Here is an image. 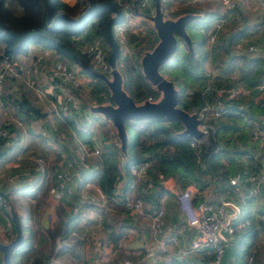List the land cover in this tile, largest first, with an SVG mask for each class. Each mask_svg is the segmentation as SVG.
I'll return each instance as SVG.
<instances>
[{
    "label": "crops",
    "instance_id": "1",
    "mask_svg": "<svg viewBox=\"0 0 264 264\" xmlns=\"http://www.w3.org/2000/svg\"><path fill=\"white\" fill-rule=\"evenodd\" d=\"M62 1L71 6L79 2V8L84 6L82 0ZM191 1L196 2V0ZM7 2L15 13H21V8L14 0H7ZM208 4L210 7L206 6V9L200 13L197 11L200 17L194 19L197 20V24L191 28L199 31L202 29L200 21H203V25L208 27L207 39L212 32V23L215 21L207 22L209 14L219 13L225 19L222 28L216 32L215 41L209 46L206 43L203 44V48L207 51L203 66L206 71L211 72L212 79L217 84L235 85L242 89L236 101L226 103V110L221 119L231 123V114L240 113L236 105L244 104L245 112L241 113L242 116L235 122V126L239 128L235 134L245 135L247 140L244 142L247 144L235 140L238 147L232 150L226 148L221 159L228 167L236 169L238 165L243 169L250 165V149L258 146L257 139H250L253 127L256 125L264 134V63L261 60L264 55V42L260 27L262 8L256 0H243L226 12L223 11L220 0L215 6ZM142 8L132 10L131 18L123 19L124 21L116 22L111 26L116 38L123 31L121 35L129 46L128 49L130 46H141L143 42L146 44L140 53L133 49L128 52L120 49V57L116 60L118 61L116 66L122 78V88L137 103L146 100L149 96L153 101L160 96L156 87L149 83L140 72L143 52L150 50L158 41L157 33L148 18L149 8L152 7L151 5L144 7L148 12H144ZM192 38L199 41L194 36ZM237 40L253 43L256 50L254 52L237 50L234 47V42ZM42 49L45 47L41 44L32 43L26 52L18 54L16 58L22 66L28 67L35 62V54ZM49 55L48 61L51 62L55 53L50 52ZM75 67L78 68V74L82 79V85L74 91L80 104L77 113H73L58 91H54L55 100L61 102L66 112L62 117L54 116L46 103L35 99L31 91L21 86L14 94V99L26 98L33 109L45 112L44 116H38L36 113L35 116L24 115L14 99L11 104H0L1 112L7 116L4 119L0 116V123L5 120L12 121L21 133L19 141L0 158V180L2 178L4 182L3 186L0 181V194L3 196L5 193L8 196L6 207H3L0 201V241L7 242L15 234L10 207H13L19 217L24 237L22 245L11 254V264H33L34 260H39L42 264H92L95 256L92 251V241L95 238L106 245L108 257L104 264H122L126 259L133 264L145 262L142 260V244L146 241L155 244L159 238L171 240L165 243V250L159 253L158 264H172L175 260L185 261L188 264H201L205 255L184 252L188 248L194 230L186 222V213L182 212L177 205V196L183 189L168 172L154 171L152 174L164 189L158 206L164 207V222L171 227L170 231H165L157 237H154L150 229L148 218V213L156 208L152 209L149 201L142 198L141 212L132 211L121 204L120 196H141L138 186L129 189L128 183L127 187H124L126 174L123 170L120 178V186H123V189L119 190L114 197L99 198L96 192L99 187L96 182L100 171L99 156H89L90 166L82 168L78 162L80 152L74 132H77L79 125L87 126V132L77 133V136L80 139L84 138L91 147H98L101 151L105 145L119 147V140L111 119L90 109L92 105L99 104L96 103L91 92L92 75L83 70L80 64L75 63ZM250 76H253L256 82L247 85ZM8 84L7 80L5 86ZM259 84H263V88L258 89L256 86ZM248 90H250L249 93H247ZM66 117L72 122H67ZM249 118L253 121L252 127L248 124ZM17 120L22 122L21 126L16 123ZM153 124L155 122L151 119L125 122L127 143L125 152H122L124 158H129L134 163L151 159V146L142 147L138 144L140 141L138 130ZM182 128L181 124L180 130ZM225 135L228 136V133ZM234 136L231 137L234 138ZM243 148L245 151H241ZM27 151L44 159L42 167H35L32 161L23 158L22 153ZM19 154L23 156L20 159L17 158ZM59 170L72 172L70 192L54 194L49 191L50 186L56 182L55 173ZM129 179H132V174ZM218 186L219 183L213 178L208 179L203 187L195 184H189L186 187L190 189L194 200L209 199L214 202L220 201L229 192L237 196L247 191L246 188L238 189V191L230 190L229 186L225 193H218ZM74 207H78L80 212L74 211ZM243 207L245 215L248 211L252 215L263 211L259 199L247 198ZM63 214L68 216V220H66L67 216L65 219L61 217ZM63 228L67 229L66 236L59 238ZM50 231L55 232L54 236L50 234ZM250 248L256 251L255 260L251 264H264V237L259 235L250 244L246 229L238 241L226 249L225 264H230L232 260L245 264L244 254ZM46 255H49L48 259L44 258ZM1 260L2 252L0 251V263Z\"/></svg>",
    "mask_w": 264,
    "mask_h": 264
},
{
    "label": "trees",
    "instance_id": "2",
    "mask_svg": "<svg viewBox=\"0 0 264 264\" xmlns=\"http://www.w3.org/2000/svg\"><path fill=\"white\" fill-rule=\"evenodd\" d=\"M14 1L21 8L20 14L13 11L7 0H0V55H8L14 58L18 54L26 52L30 44L39 43L45 48L53 49L71 64L77 63L81 65V63H85L92 67L90 55L84 51V48L97 36L101 37L103 42L106 43L105 23L112 14L109 8L105 7L92 12L78 25L71 24L66 19L60 17L54 26L50 27L46 22L45 0ZM102 1H110L120 8L115 0H94L95 3ZM126 1L130 4L132 10L141 7L140 0ZM82 3L84 6L79 8V2L71 6L62 0H50L52 15L65 12L70 16H77L88 4L87 0H82ZM161 7L163 10L164 0H161ZM197 11L196 9H192V11L175 12V16L184 12L195 13ZM144 12H148V10L144 9ZM220 17L219 13H210L207 22L217 20ZM188 24H190V27L196 26L197 20H192ZM191 40L192 51L187 48L181 39H178L176 51L160 68V71L179 90L178 106L189 112H194L200 109L205 102L211 100L212 95L206 90L207 75L203 66V62L207 56V51L203 48L205 39H199L198 41L191 38ZM261 60L264 63V59L262 58ZM83 70L85 69L83 68ZM92 78L91 92L96 103L111 100L104 81L93 75ZM212 81L214 84H217L213 79ZM254 82L256 80L253 76H250L247 85ZM14 94L16 93L10 94L7 98L13 101ZM14 102L17 103L18 108L24 115L35 116L34 109L26 98L14 99ZM225 110L226 108L223 113ZM239 111L240 113L231 114V123H226L225 120L221 119L223 113L220 117L210 119L208 122L211 124L212 130L209 132V144L202 146L199 151L190 146V136L182 137L178 135L181 123L176 119L152 118L151 121L155 122V124L138 130V134L140 135L138 144L142 147L149 145L152 148L151 159H146L150 163L146 170V176L148 175L147 180L151 182V186L146 187L143 191L142 188L146 186V181H139L138 183L142 198L150 202L152 209L158 207L159 198L164 192L161 184L152 176L154 171L168 172L174 177L181 189H184L189 184L203 187L206 185L208 179L214 178L219 183L218 193H225L230 186L229 179L235 175L241 176L248 169L250 165L243 169L238 165L236 169L231 166L228 167L221 159L226 148L232 150L234 147H238L235 140L247 144L244 142V140H247L245 135L241 133L235 134L239 130L235 126V122L242 116L241 113L245 112L243 110ZM72 112L77 113L79 110ZM250 119L248 120V124L252 127L253 121ZM66 121L72 122L69 118ZM82 132H87V126L85 131L77 130V133ZM226 133H228V136L225 135ZM20 134V130L12 121L5 120L0 123V158L19 141ZM232 135H235L234 138L231 137ZM250 139L252 140L251 136ZM81 140L89 146L84 138ZM241 146L243 147L244 145ZM253 149L255 148L250 149V162ZM241 151H245V149L243 148ZM98 156L100 171L96 182L106 196L111 197L123 189V186L116 187L117 180L121 178L122 170L126 174V185L124 187H127L131 175L130 166L134 161L124 158L122 151L117 145H112L111 147L105 145ZM55 184H57V179ZM4 202L5 205L2 206L6 207L7 201L5 200ZM66 216V214H63L61 217L65 219ZM244 217L249 220V224L245 229L250 238V244L257 236L261 235L264 237V211L255 215L250 214L248 211L246 215L244 214ZM66 220H68V216ZM54 233L50 231L52 236H54ZM66 233L67 229L63 228L59 238H64ZM196 253L205 255L201 264L208 262L209 255L203 251H197ZM48 256L46 255L44 258L48 259ZM225 260L224 257L222 264H225ZM38 261L34 260L33 264H42L41 261ZM140 264H147V262L145 261ZM172 264L188 263L175 260Z\"/></svg>",
    "mask_w": 264,
    "mask_h": 264
},
{
    "label": "built area",
    "instance_id": "3",
    "mask_svg": "<svg viewBox=\"0 0 264 264\" xmlns=\"http://www.w3.org/2000/svg\"><path fill=\"white\" fill-rule=\"evenodd\" d=\"M120 6L124 19H129L133 15L130 4L126 0H115ZM151 0H140L141 7H148ZM243 0H220L222 9L226 12L234 8L236 3ZM262 8L261 15V35L264 42V0H256ZM153 12V7L150 8V14ZM225 19L220 17L212 23V32L207 36L206 45H211L216 39V32L223 26ZM215 29V30H214ZM120 49L128 52V45L124 37L119 34L117 36ZM140 48L139 45H136ZM234 47L237 50H245L254 52L256 47L253 43H244L241 40L234 42ZM84 51L89 53L91 64L97 71L107 73V48L103 39L99 36L95 37L88 43ZM55 53V57L51 62L48 61L49 54ZM35 62L28 67L20 64L16 57L11 58L8 55L1 54L0 56V104H11L12 100L8 99L12 93H16L20 86L23 89L33 93L35 99L42 101L48 105L50 113L57 117H62L65 112V107L54 98V91H58L62 99L67 103L68 108L72 111H78L80 104L74 93V90L79 89L82 85V79L78 74V68L75 64H71L68 60L62 58L53 49L45 48L35 54ZM264 59V55H263ZM207 84L206 90L212 95L211 100L205 102L200 109L194 111L199 119L198 128L202 135L200 137L190 136L189 144L192 148L199 151L202 146L209 144V132L212 130L210 119L220 117L226 107V103L236 101L242 89L235 85H218L212 81L210 71H206ZM9 84L5 86V82ZM258 89L263 88V84L256 86ZM248 90L247 93H249ZM148 100H152L149 96ZM238 110L244 109V104L236 105ZM19 126L22 125L20 120L16 122ZM80 131H85L86 126L79 125ZM77 148L80 152L78 162L82 168L90 166L88 157L100 154L98 147L90 148L74 132ZM251 138L258 140V146L252 150L251 162L248 169L243 174L235 175L229 179L230 190L246 188L247 191L234 196L229 192L227 196L220 201L214 202L209 199L194 200L189 188L185 187L177 196V205L179 209L186 213V222L193 228L194 234L184 252L196 253L203 251L209 255L207 263L204 264H222L224 253L228 247L236 243L240 235L249 224V220L244 217L243 204L247 198L259 199L261 201L262 210L264 211V134L256 125L253 127ZM27 159L34 161L38 166L42 167L43 158L33 152H28L25 156ZM18 159L22 155L17 156ZM150 163L147 160L135 162L130 166L132 179L129 182V189H134L138 186L139 181H146V186H151V182L147 180L146 170ZM57 184L50 186L51 193L70 192L69 183L73 178L72 172L69 170H59L55 173ZM120 179L116 182V187L120 186ZM96 192L101 199L108 198L106 194L97 187ZM117 194V193H116ZM111 197H114L111 196ZM0 201L5 205V200L0 194ZM121 204L132 211L141 212L143 199L141 196L129 197L128 195L120 196ZM74 211H79L78 207H74ZM165 209L163 206H158L155 210L148 213L150 229L157 237L165 231H170L171 227L164 222ZM10 232V231H9ZM11 233V232H10ZM171 240L159 238L155 244L144 242L142 244V260L147 264H158V255L165 250V243ZM92 251L95 253L92 259V264H104L108 257L106 245L98 238L92 241ZM256 251L252 248L248 249L244 254L246 264L254 262ZM122 264H133L129 260H124ZM230 264H239L238 261L232 260Z\"/></svg>",
    "mask_w": 264,
    "mask_h": 264
},
{
    "label": "water",
    "instance_id": "4",
    "mask_svg": "<svg viewBox=\"0 0 264 264\" xmlns=\"http://www.w3.org/2000/svg\"><path fill=\"white\" fill-rule=\"evenodd\" d=\"M152 1L153 12L148 14V18L151 20L157 33L158 41L150 50L143 52L140 70L142 76L160 92V96L154 101L146 99L137 103L123 90L122 78L116 66V60L120 54V45L112 33L111 26L123 19L122 10L110 1L95 3L94 0H87L88 4L86 8L77 16H70L65 12H59L53 16L50 0H45L46 22L50 27L54 26L60 17L66 19L71 24L78 25L86 16L96 10L107 7L112 11V15L105 23L106 40L111 46L108 56V74L97 71L88 64L81 63V65L89 74L101 78L108 88L111 100H108L106 103L92 105L90 109L111 119L116 127L119 148L122 152H125L127 143L125 132L126 121L152 118L176 119L183 125L182 130L178 131V135L182 137L191 135L200 137L202 135L198 128L199 119L196 113L189 112L178 106L179 90L160 71V68L176 51L178 39H181L187 48L192 51V40L186 30V25L190 21L200 17V14L185 12L174 18H165L161 7V0ZM34 112L41 117L46 114L38 109H34ZM3 196L7 200L8 196L5 193ZM9 211L14 224L15 234L7 242L0 241V251L2 252L0 264H11L13 250L21 246L24 241L19 217L13 207H10Z\"/></svg>",
    "mask_w": 264,
    "mask_h": 264
},
{
    "label": "rangeland",
    "instance_id": "5",
    "mask_svg": "<svg viewBox=\"0 0 264 264\" xmlns=\"http://www.w3.org/2000/svg\"><path fill=\"white\" fill-rule=\"evenodd\" d=\"M208 3H211L215 6V5L219 4V0H196V2H192L191 0H164L163 15L165 18H173L175 16V12H180V11H185V10L192 11V9H196L200 13V11H202L203 9H206V6H209ZM150 5H151V7H153V1L152 0L150 1ZM142 9H145V8L143 7ZM198 12H195V13H198ZM123 19L121 21L125 20V19L124 20ZM200 23L202 24V29H199V31L192 29L190 27V24L186 25V29L189 32L191 38H192V36H194V37H196V39L207 40L206 39V29L208 27H207V25H203V21H200ZM119 34H123V31H121ZM142 37H144V36H142ZM115 39L118 42L116 37H115ZM104 44H105V46H107V53H108L107 54V63H108V56H109L110 51H111V46L109 45L107 40H106V43H104ZM145 45H146L145 42H143V45H141L139 49L137 47H131L130 46L129 50L133 49V51L135 50L136 52L138 51L140 53V51H142L145 48ZM181 46H182V44H181ZM116 62L118 63V61H116ZM108 71H109V66H108ZM140 72H141V70H140ZM106 74H108V72ZM0 116L2 117V119H4V117H7L5 115V113L1 112V110H0ZM1 117H0V119H1ZM88 147L94 148V147H91L90 145ZM107 147H109V145H107ZM28 152H30V151H27L26 153L25 152L22 153V155L24 156V157L23 156L22 157L27 159L25 156L27 155ZM100 152H101V150H100ZM28 160L32 161L30 159H28ZM43 161H44V159H43ZM32 162H33V164H35V167L36 166L38 167V164H36L34 161H32ZM0 181H1V184L4 186V184H3L4 182H3L2 178Z\"/></svg>",
    "mask_w": 264,
    "mask_h": 264
}]
</instances>
